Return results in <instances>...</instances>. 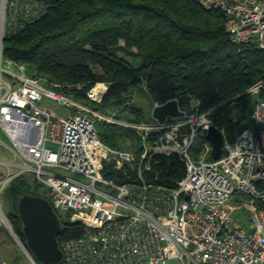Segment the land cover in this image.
<instances>
[{
  "label": "built area",
  "instance_id": "2783aa9c",
  "mask_svg": "<svg viewBox=\"0 0 264 264\" xmlns=\"http://www.w3.org/2000/svg\"><path fill=\"white\" fill-rule=\"evenodd\" d=\"M198 2L206 11L225 16V31L234 44L254 42L264 50V0ZM1 45L2 41L0 132L12 149L1 138L0 146L13 158L0 161L7 166L0 168V198L19 175H31L50 188L54 210L66 225L81 231L78 237L59 243L62 264H264V99L255 104L252 114L257 131L244 130L235 143L225 137L218 161L207 159L212 151L208 142L198 158L190 153L212 126L209 113L157 123L156 131L143 127L144 134L165 132L146 169L151 171L150 162L158 155H178L186 168L175 189L149 185L139 171L143 160L137 161L136 169L123 171L133 164L135 154L105 145L92 113L61 93V85L47 88L41 79L12 70L26 67L4 59ZM263 87L259 83L250 91L258 93ZM87 97L100 102L95 92ZM45 98L76 115L59 118L40 108ZM184 126L190 129L184 143H179L178 132ZM105 169L135 171L139 178L121 183L105 177ZM237 195L252 198L249 232L226 206ZM19 245L35 264L29 251Z\"/></svg>",
  "mask_w": 264,
  "mask_h": 264
},
{
  "label": "trees",
  "instance_id": "16d2710c",
  "mask_svg": "<svg viewBox=\"0 0 264 264\" xmlns=\"http://www.w3.org/2000/svg\"><path fill=\"white\" fill-rule=\"evenodd\" d=\"M7 6L4 59L26 66L47 88L61 85V93L101 113L127 111L135 123L146 119L133 100L148 91L161 105L177 101L187 115L209 113L230 143L253 127V110L264 94L250 90L264 82V50L254 42L234 44L225 16L206 11L198 0H8ZM99 83L109 86L97 103L87 95ZM97 127L100 139L113 148L127 147L123 140L135 137L132 129L115 124L97 121ZM206 135L197 139L202 145L197 152L205 149ZM127 148L142 150L139 142ZM150 163L144 175L149 185L175 189L186 174L178 155H158ZM104 175L121 183L139 178L135 171ZM27 194L49 200L21 177L7 188L8 222L25 245L19 202ZM58 216L59 243L80 235L77 226Z\"/></svg>",
  "mask_w": 264,
  "mask_h": 264
},
{
  "label": "rangeland",
  "instance_id": "374dc122",
  "mask_svg": "<svg viewBox=\"0 0 264 264\" xmlns=\"http://www.w3.org/2000/svg\"><path fill=\"white\" fill-rule=\"evenodd\" d=\"M7 4H8V0H0V41H2V45H1L2 49H3V40H4V34H5L6 26H7L8 22H10L9 15L7 14V11H6L7 7H8ZM23 12H24V10H23ZM4 13H5V16H4ZM1 27L4 29L3 33H1L2 32ZM1 34H2V37H1ZM2 57L4 58L3 53H2ZM125 58L130 63L138 64V62L135 61L137 59H135L133 57L126 56ZM19 66H23V68L26 67L23 64H20ZM7 68H8V66L5 67V70H7ZM10 69H12V68H10ZM25 69L26 70L21 71L20 68L17 67L16 69L14 68L12 70H14L16 73H24V74L28 75L27 68H25ZM261 83H264V82H261ZM108 86H109V84H107V83H99L90 92H88V94L95 92L97 97L101 101L103 98V95L105 94V92L108 89ZM82 88H83L82 85H78V87H77V89H79V90H81ZM259 92L264 94V87ZM250 93H252V91H250ZM133 104L144 111L145 119H146L145 123H135V122L129 120V118H128L129 114L127 111L122 110L123 112L122 111L119 112L118 110H112V111H108L107 113H101L99 111L93 110L91 107L85 106L82 103L79 105L80 106L82 105L86 110H89L92 113V115H90V116H92V119L95 121L97 129H98L97 121L98 122L102 121V122H106L110 125L115 124V125H118L120 127L122 126V127L127 128V129H130V130L132 128L135 130V132L133 130H131V131H133V134L135 133L134 139L128 138L127 140H123V145H125L127 147L129 145L134 146L135 144H137V142H139L141 144V147H142V150L139 153L136 154L135 152H131V151H129V149L127 147H123L122 149L113 148L111 146H109V147H111L112 149H116V150H123V149L126 150L127 149V151L131 152L132 154L133 153L135 154L136 158H135L133 164H130L129 166L126 165L127 167L125 166L126 168L123 171L128 170V169H136V166L138 164L137 161L143 160L144 164H143V166H141L139 171L142 174H144L145 176H147L150 173V171L145 168V165L149 164L148 163V157H150V155H152V154L154 155L155 153H158L156 146H159L162 143V141L161 142L159 141L160 144H157V142H158V140H161V138H163L165 136V132H162V133H157V132H151L150 133L149 132L150 134H146V133L144 134L142 131V128L144 127L145 130H149V131H156L154 128L158 122L153 118L154 109L156 106L161 105V104L157 103L155 97L151 93H149L148 91H143V92L138 93L133 100ZM39 107L44 109V110L50 111L51 113L55 114L59 118H66L69 115H76V113L74 111L68 112V110L61 107L58 103H56L52 100L46 99V98L43 99V101L39 104ZM173 120H175V119H169L168 121L173 122ZM189 129H190V126H184V127L180 128V131L178 132L179 143H184L183 136L186 133H188ZM0 138H1V141L5 144V146H7V147H8V145L10 146L9 142L5 139L4 135L1 132H0ZM201 146L202 145H201L199 140L195 141L194 145H192L191 150H190L191 155L194 157L201 155L202 152L201 153L197 152V150ZM193 151H194V153H196V152L197 153L195 155H193ZM6 154H8L7 150L5 148H3L2 146H0V160H3V161L12 160V156L10 155L11 157H8V155H6ZM144 157H146V158H144ZM106 170L107 169H105V171ZM21 178H24L29 183H31L33 185V189H37V191L39 193H41L43 196L44 195H46L47 197L49 196V189L50 188H48L47 186H45L43 184H40L39 182H38L39 183L38 184L37 181L33 177H31V175L24 174L21 176ZM10 183L7 184V188L9 187ZM0 185H1V183H0ZM5 188H6V186H5ZM7 188L5 189V191L7 190ZM49 200H50V203L52 204L51 199H49ZM0 203H1V207H2V211H1L2 213L0 212V261H4L7 264H32V262L30 260H28L24 250L19 245L17 239L13 236L10 229L3 222V221H5L4 218L6 219V221H8L7 213L9 210V204H8L7 198L5 197V194H3V199H2V197L0 198ZM251 204H252V199L249 196L237 195L231 200L230 203H228L226 205L227 208L232 210L234 216L242 224L243 229L248 231V232L251 229V218H250ZM12 230H13V228H12ZM13 232L15 233L14 230H13ZM16 236H17V234H16ZM170 264H176V263L171 262Z\"/></svg>",
  "mask_w": 264,
  "mask_h": 264
},
{
  "label": "water",
  "instance_id": "95a60500",
  "mask_svg": "<svg viewBox=\"0 0 264 264\" xmlns=\"http://www.w3.org/2000/svg\"><path fill=\"white\" fill-rule=\"evenodd\" d=\"M184 116L185 112L181 110L179 103L171 101L156 106L153 118L158 123L165 124L169 119H181ZM206 141L212 148V160L218 161L224 153L223 132L212 125L207 131ZM19 215L26 240L24 247L41 264H62L64 255L60 249L59 238L63 223L50 201L41 196L27 194L19 202Z\"/></svg>",
  "mask_w": 264,
  "mask_h": 264
},
{
  "label": "bare ground",
  "instance_id": "6f19581e",
  "mask_svg": "<svg viewBox=\"0 0 264 264\" xmlns=\"http://www.w3.org/2000/svg\"><path fill=\"white\" fill-rule=\"evenodd\" d=\"M2 30H3V28H2ZM132 130L133 131H135L133 128H132ZM19 142V141H18ZM20 143V142H19ZM10 144V143H9ZM21 144V143H20ZM22 145V144H21ZM8 147L10 148V149H12V145L10 144V146L8 145ZM6 155H8V157H11L12 155L8 152V154H6ZM11 155V156H10ZM12 158H13V156H12ZM0 161H3V160H0ZM10 161V160H9ZM6 162H8V161H6ZM0 168L1 169H6L7 168V166L6 165H2L1 163H0ZM22 175H19V176H17L16 178H18V177H21ZM15 179V178H14ZM13 179V180H14ZM12 182V181H11ZM15 234V233H14ZM16 239H17V241H18V243L21 241V239L19 238V237H16L15 235H13ZM20 240V241H19ZM23 246L25 245L22 241L20 242ZM27 249V248H26ZM28 250V249H27ZM30 253V252H29ZM30 255L33 257L32 259H33V261H34V263L35 264H37V261H36V259L34 258V256L30 253Z\"/></svg>",
  "mask_w": 264,
  "mask_h": 264
},
{
  "label": "crops",
  "instance_id": "0c3cea01",
  "mask_svg": "<svg viewBox=\"0 0 264 264\" xmlns=\"http://www.w3.org/2000/svg\"><path fill=\"white\" fill-rule=\"evenodd\" d=\"M250 129H252L253 131H257V128L255 127V125L253 124V127L252 128H250ZM210 160H212V158L210 159Z\"/></svg>",
  "mask_w": 264,
  "mask_h": 264
}]
</instances>
